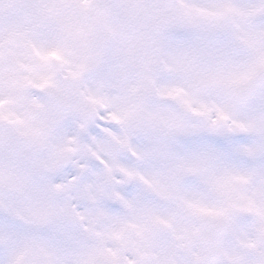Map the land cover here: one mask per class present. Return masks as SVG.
Masks as SVG:
<instances>
[{
  "label": "snow or ice",
  "instance_id": "1",
  "mask_svg": "<svg viewBox=\"0 0 264 264\" xmlns=\"http://www.w3.org/2000/svg\"><path fill=\"white\" fill-rule=\"evenodd\" d=\"M0 264H264V0H0Z\"/></svg>",
  "mask_w": 264,
  "mask_h": 264
}]
</instances>
